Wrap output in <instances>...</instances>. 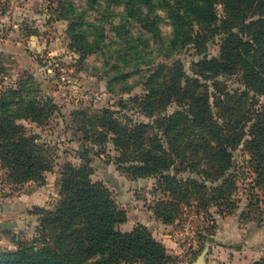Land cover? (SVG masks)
I'll list each match as a JSON object with an SVG mask.
<instances>
[{
	"label": "trees",
	"instance_id": "1",
	"mask_svg": "<svg viewBox=\"0 0 264 264\" xmlns=\"http://www.w3.org/2000/svg\"><path fill=\"white\" fill-rule=\"evenodd\" d=\"M156 2L126 0L124 6L144 23V30L158 37L150 16L158 9L164 11L173 29L171 49L188 52L164 75L160 70L151 75L148 94L134 99L149 110L155 118L152 123L129 125L104 110L96 129L105 141L113 142L121 170L133 178L158 179L156 190L171 200L158 203L156 216L172 224L182 202L199 197L208 207L231 195L233 185L225 178L233 168V152L242 145L251 164L256 162L258 184L264 182V0ZM74 38L77 50L97 51L98 46L83 42L81 35ZM215 45L219 54L211 55L209 48ZM225 76L237 77L242 88L230 89L220 79ZM13 96L18 98L14 92L9 99H0L1 162L18 183L41 180L51 165L16 121L42 122L46 105L22 106ZM172 104L178 110L165 113ZM93 174L89 162L67 164L58 206L41 218L43 245L21 243L16 252H0V264H171L173 257L147 227L139 225L131 232L118 228L126 221L125 213L110 189L92 180ZM223 178L217 189L207 186Z\"/></svg>",
	"mask_w": 264,
	"mask_h": 264
},
{
	"label": "rangeland",
	"instance_id": "2",
	"mask_svg": "<svg viewBox=\"0 0 264 264\" xmlns=\"http://www.w3.org/2000/svg\"><path fill=\"white\" fill-rule=\"evenodd\" d=\"M125 2L0 0V99H9L16 92L18 98L12 99L22 106L28 102L46 105L42 122L22 118L16 124L44 151L42 155L51 165L41 180L18 183L0 158V252H16L21 243L43 245L41 218L58 206L65 166L89 162L94 169L92 180L106 185L125 213L126 221L118 226L121 231L131 232L143 225L158 242L167 239L168 244H162L173 257L171 264H189L207 245L211 251L206 264H232L236 253L209 244L208 239L216 236L218 222L248 224L264 215V182L258 184L256 162L251 164L247 147L242 145L233 152V168L225 178L233 185L231 195L208 207L203 198H191L181 203V213L172 224H164L156 216V207L171 199L156 190L158 179L130 177L116 163L113 142L97 133L104 110L129 125L152 123L155 118L134 99L142 100L148 94L146 83L151 75L158 70L164 75L188 52L171 49L173 29L164 11L158 9L150 16L158 37L126 12ZM75 35L97 45V51L77 50ZM219 51L218 45L209 48L211 55ZM190 68L187 64L189 73ZM220 79L230 89L242 88L237 77ZM11 109L13 114L17 112L16 106ZM176 110L172 104L165 113ZM223 180L207 186L217 189ZM233 248L243 249L239 243ZM262 249L254 254L264 261Z\"/></svg>",
	"mask_w": 264,
	"mask_h": 264
},
{
	"label": "crops",
	"instance_id": "3",
	"mask_svg": "<svg viewBox=\"0 0 264 264\" xmlns=\"http://www.w3.org/2000/svg\"><path fill=\"white\" fill-rule=\"evenodd\" d=\"M229 221L218 222L215 245L223 247L231 253H236L232 264H253L256 260V251L264 247V215L258 221L249 222L248 224L234 220L233 225ZM160 239H158L159 241ZM167 243L165 239L161 241ZM242 245V251L233 248L235 244ZM221 245V246H220ZM241 252L242 255H237Z\"/></svg>",
	"mask_w": 264,
	"mask_h": 264
},
{
	"label": "water",
	"instance_id": "4",
	"mask_svg": "<svg viewBox=\"0 0 264 264\" xmlns=\"http://www.w3.org/2000/svg\"><path fill=\"white\" fill-rule=\"evenodd\" d=\"M215 242V238L214 237H210L208 239V243H214ZM211 251L210 245H207L205 247V249L202 251V253L197 257L196 260L191 259L189 264H206V256L208 255V253ZM253 264H264V261L262 260H256Z\"/></svg>",
	"mask_w": 264,
	"mask_h": 264
},
{
	"label": "built area",
	"instance_id": "5",
	"mask_svg": "<svg viewBox=\"0 0 264 264\" xmlns=\"http://www.w3.org/2000/svg\"><path fill=\"white\" fill-rule=\"evenodd\" d=\"M261 255H262L263 258H264V247H263V249H262V251H261Z\"/></svg>",
	"mask_w": 264,
	"mask_h": 264
}]
</instances>
